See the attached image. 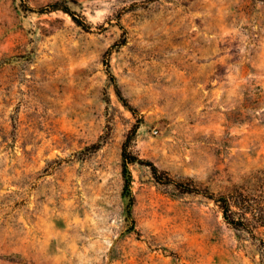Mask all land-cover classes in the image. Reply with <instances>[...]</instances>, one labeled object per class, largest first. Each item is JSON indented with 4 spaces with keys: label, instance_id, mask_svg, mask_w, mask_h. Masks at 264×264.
<instances>
[{
    "label": "rangeland",
    "instance_id": "rangeland-1",
    "mask_svg": "<svg viewBox=\"0 0 264 264\" xmlns=\"http://www.w3.org/2000/svg\"><path fill=\"white\" fill-rule=\"evenodd\" d=\"M0 264H264V0H0Z\"/></svg>",
    "mask_w": 264,
    "mask_h": 264
},
{
    "label": "trees",
    "instance_id": "trees-1",
    "mask_svg": "<svg viewBox=\"0 0 264 264\" xmlns=\"http://www.w3.org/2000/svg\"><path fill=\"white\" fill-rule=\"evenodd\" d=\"M50 10V9H54V10H63L64 12L70 14L72 16V18L83 28L88 29L90 26L83 20L81 19L79 16H77L76 12H74L73 10H71L70 8H68V6H59L58 4H55L53 6H48L45 8L40 9L39 11H46ZM109 53V51H108ZM107 65V71L109 73V75L114 79L115 76L114 74L111 72L110 70V64L109 62H106ZM117 93L119 95V97L122 99V101L124 102V104L131 110L134 112V110H132L131 106H129L127 100L125 98H123L121 91L117 88ZM137 129L138 126H136L132 131L131 134L127 137V140L124 144V148H123V174H124V178H125V189L128 192V194H131V182H132V175H131V171H130V164L134 163V162H139L144 164L145 162H143V160H141L139 157H137L135 154H133L131 151L128 150V146L129 143L131 142L132 138L134 135H136L137 133ZM147 165L151 166L152 172L154 177L157 179L158 182H162V183H171L173 181V178L168 175L167 173L164 172H160V170L158 169V167L153 164L152 162H147ZM181 187V189L184 192H199V188H196L195 186H191V185H179ZM220 203H222V209H223V213L225 218L228 220V222L235 224L236 220L231 218L232 215V209H231V205L227 199V197H223L221 196L220 198L217 199ZM237 224V223H236Z\"/></svg>",
    "mask_w": 264,
    "mask_h": 264
}]
</instances>
